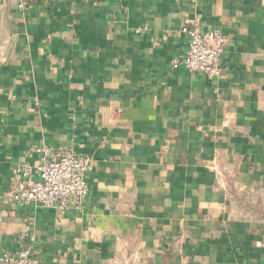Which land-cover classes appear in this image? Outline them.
<instances>
[{"label":"crops","instance_id":"0c3cea01","mask_svg":"<svg viewBox=\"0 0 264 264\" xmlns=\"http://www.w3.org/2000/svg\"><path fill=\"white\" fill-rule=\"evenodd\" d=\"M194 18L226 37L220 77L171 67ZM42 143L92 158L80 209L11 202ZM25 245L40 264H264V0H0V250Z\"/></svg>","mask_w":264,"mask_h":264},{"label":"built area","instance_id":"2783aa9c","mask_svg":"<svg viewBox=\"0 0 264 264\" xmlns=\"http://www.w3.org/2000/svg\"><path fill=\"white\" fill-rule=\"evenodd\" d=\"M181 31L188 38L187 50L183 58L172 60L171 67H183L189 72L220 77L226 37L216 28L203 30L197 18L184 20ZM34 151L37 156L32 164H18L15 167L19 185L9 194L11 202L19 206L56 208L60 213L71 208L80 209L88 195L87 171L93 166L92 158L61 154L43 143L36 146ZM19 237L25 239L29 235L22 233ZM0 264L40 263L25 245L15 251L0 250Z\"/></svg>","mask_w":264,"mask_h":264}]
</instances>
